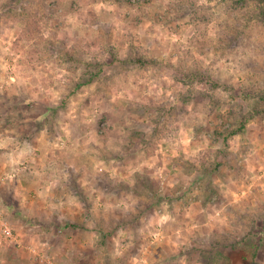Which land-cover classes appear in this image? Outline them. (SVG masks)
Returning <instances> with one entry per match:
<instances>
[{
	"label": "rangeland",
	"instance_id": "374dc122",
	"mask_svg": "<svg viewBox=\"0 0 264 264\" xmlns=\"http://www.w3.org/2000/svg\"><path fill=\"white\" fill-rule=\"evenodd\" d=\"M258 12L0 0V264H264Z\"/></svg>",
	"mask_w": 264,
	"mask_h": 264
},
{
	"label": "trees",
	"instance_id": "16d2710c",
	"mask_svg": "<svg viewBox=\"0 0 264 264\" xmlns=\"http://www.w3.org/2000/svg\"><path fill=\"white\" fill-rule=\"evenodd\" d=\"M245 1L247 2L250 0H245ZM251 1L256 2L257 7L259 8L258 14L262 17V19H264V0H251ZM132 61L142 63V62H145L146 60L142 57H138V58L132 59ZM258 101L259 102H258L257 106L251 107L252 108L251 110H249L243 114L242 118L240 119V128L245 127L247 122H249L256 115L261 113V108L259 107V104L263 103L262 105L264 107V90H259ZM263 220H264V218H263ZM247 235H249V234H245L244 236H242V238L239 240V243L243 242L246 239ZM104 237H106V234L104 235ZM209 252H210L209 253L210 257H212L213 255L216 254L213 250H209ZM258 254H259V246L252 253V257L248 259L247 264H258V261H257Z\"/></svg>",
	"mask_w": 264,
	"mask_h": 264
}]
</instances>
